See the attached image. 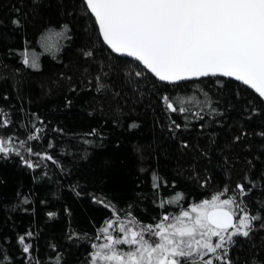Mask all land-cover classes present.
<instances>
[{"label": "trees", "instance_id": "1", "mask_svg": "<svg viewBox=\"0 0 264 264\" xmlns=\"http://www.w3.org/2000/svg\"><path fill=\"white\" fill-rule=\"evenodd\" d=\"M262 133L251 90L223 77L159 82L106 48L81 0H0L4 264H86L108 221L155 225L225 189L259 217L227 259L264 264Z\"/></svg>", "mask_w": 264, "mask_h": 264}, {"label": "snow or ice", "instance_id": "2", "mask_svg": "<svg viewBox=\"0 0 264 264\" xmlns=\"http://www.w3.org/2000/svg\"><path fill=\"white\" fill-rule=\"evenodd\" d=\"M81 4L99 25L103 44L113 53L135 58L160 81L234 77L264 98V0H81ZM24 63L28 64L26 53ZM163 100L177 111L167 96ZM8 123L5 119L2 126ZM10 143L11 138L0 139V153L7 154ZM237 188L244 192L243 185ZM224 193L139 230L131 221L121 224L122 236L109 234L113 221L107 222L102 229L107 243L92 245L98 250L91 253V264H214V260L231 264L227 245L236 235L249 236L259 217L245 212L233 197L222 199ZM179 199L178 194L174 200ZM237 210L243 213L239 217ZM145 233L156 239H146ZM23 250L28 252L29 246ZM6 259L0 256V264Z\"/></svg>", "mask_w": 264, "mask_h": 264}, {"label": "rangeland", "instance_id": "3", "mask_svg": "<svg viewBox=\"0 0 264 264\" xmlns=\"http://www.w3.org/2000/svg\"><path fill=\"white\" fill-rule=\"evenodd\" d=\"M6 146L8 147V145L6 144ZM12 148V147H11ZM14 149V148H13ZM17 153H20V152H18L17 151ZM222 199H226L225 197H221ZM205 200V199H204ZM202 202V201H201ZM190 208H191V206L190 207H188V208H186V209H182V210H180L178 213H176V214H173V215H167V216H170V217H174V216H177V215H179V213L181 212V211H184V210H190ZM243 213H241V212H237V217H239L240 215H242ZM110 221H113V224H112V226H111V228H109V234H111L112 236H114V237H116V236H122L123 234L119 231V228H120V225L121 224H124V225H128L129 224V222L128 221H126V220H121V219H118V218H114V219H112V220H110ZM109 222V221H108ZM134 225V224H133ZM108 226V223H106L103 227H102V229L103 228H105V227H107ZM135 227H136V229L137 230H139L140 228H138L136 225H135ZM102 229L100 230V232H99V235H98V238H97V240L94 242V244L95 245H97V246H99V245H102V244H105V243H107V240H106V238H105V234L102 232ZM145 238L146 239H152V240H155L156 238L155 237H149V234L148 233H145ZM213 239V241L215 242L216 241V237H213L212 238ZM93 244V245H94ZM120 249H122V250H127L128 249V246L127 245H119L118 246ZM96 250H98V248L97 249H94L93 248V251L92 252H94V251H96ZM211 255L212 254H209L208 255V257H205V259H207V258H209V257H211ZM86 264H91V256H90V258H89V260H88V262L86 263Z\"/></svg>", "mask_w": 264, "mask_h": 264}, {"label": "water", "instance_id": "4", "mask_svg": "<svg viewBox=\"0 0 264 264\" xmlns=\"http://www.w3.org/2000/svg\"><path fill=\"white\" fill-rule=\"evenodd\" d=\"M89 15H90V13H89ZM90 16H91V15H90ZM91 17L93 18V20H94V22H95V18H94V16H91ZM95 25H96V27H97L98 34H99V25H98L97 23H95ZM99 37H100V39H101V41H102L103 38H102V36H101L100 34H99ZM104 45H105V44H104ZM105 46H106V48H107L109 51H111V49L108 48L107 45H105ZM111 52H112V51H111ZM112 53H113V52H112ZM113 54H115V55H117V56L125 57V58H128V59H131V60L135 61V62H136L137 64H139L142 68H144V70H146V71H147L152 77H154L156 80H158L159 82L164 83V84H177V83H181V82H185V81L196 80V79L207 78V77H223V78H227V79H230V80H233V81H236V82L242 84L243 86H245L246 88H248L249 90H251V91H252V92H253V93H254L259 99H261V100L264 102V98H260V97L258 96V94L255 93V91H254L253 89H251L250 86L244 85L241 81H237L234 77H224V76H221V75H216V76L209 75V76H205V77H190V78L185 79V80L174 81V82L160 81L157 77H155V75H154L153 73H151L148 69H146V68L143 66V64H141L139 61H136L135 58H133V57H128V56H126V55H122V54H119V53H113Z\"/></svg>", "mask_w": 264, "mask_h": 264}]
</instances>
